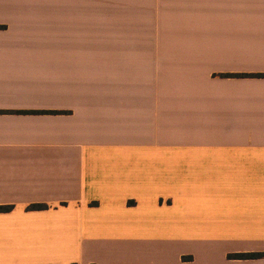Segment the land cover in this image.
Masks as SVG:
<instances>
[{"label": "crops", "instance_id": "0c3cea01", "mask_svg": "<svg viewBox=\"0 0 264 264\" xmlns=\"http://www.w3.org/2000/svg\"><path fill=\"white\" fill-rule=\"evenodd\" d=\"M0 26V264H264L229 257L264 254V78L219 76L264 74V0H0Z\"/></svg>", "mask_w": 264, "mask_h": 264}, {"label": "trees", "instance_id": "16d2710c", "mask_svg": "<svg viewBox=\"0 0 264 264\" xmlns=\"http://www.w3.org/2000/svg\"><path fill=\"white\" fill-rule=\"evenodd\" d=\"M4 28L0 26V29ZM221 77H248V78H264V74L262 73H255V74H220ZM28 113V112H26ZM30 113H43V114H59L62 112L58 111H42V112H30ZM12 206H0V211H7L10 210ZM29 209L37 210V209H45L47 208L46 205L43 204H34L28 207ZM263 253H243V254H231L229 257L231 258H239V259H254L263 257Z\"/></svg>", "mask_w": 264, "mask_h": 264}]
</instances>
